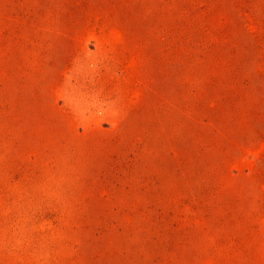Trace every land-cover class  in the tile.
Segmentation results:
<instances>
[{"label": "rangeland", "instance_id": "rangeland-1", "mask_svg": "<svg viewBox=\"0 0 264 264\" xmlns=\"http://www.w3.org/2000/svg\"><path fill=\"white\" fill-rule=\"evenodd\" d=\"M0 264H264V0H0Z\"/></svg>", "mask_w": 264, "mask_h": 264}]
</instances>
